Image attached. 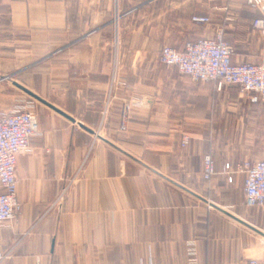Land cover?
<instances>
[{"label":"crops","instance_id":"crops-1","mask_svg":"<svg viewBox=\"0 0 264 264\" xmlns=\"http://www.w3.org/2000/svg\"><path fill=\"white\" fill-rule=\"evenodd\" d=\"M258 16L247 0H0V111L18 89L39 102L40 128L18 159L20 209L0 228V264L264 262V208L248 207L245 175L225 170L264 159V104L248 100L249 148L238 150L236 85L158 60L163 45L221 28L233 61L258 62Z\"/></svg>","mask_w":264,"mask_h":264},{"label":"built area","instance_id":"built-area-1","mask_svg":"<svg viewBox=\"0 0 264 264\" xmlns=\"http://www.w3.org/2000/svg\"><path fill=\"white\" fill-rule=\"evenodd\" d=\"M247 1L259 12L253 26L264 33V0ZM192 20L202 24L211 22L210 17L205 15H194ZM158 60L163 65L177 67L194 81H215L219 89L224 85H236L250 103H264V55L258 62L233 61L231 45L221 28L213 37L186 41L182 50L169 44L163 45ZM128 110L129 104H125L123 112L126 114ZM39 132V121L32 102L9 112L0 111V228L11 221L20 209L17 163L19 156L31 149V138ZM189 141L190 136L183 134L181 145L187 146ZM203 163V177L210 180L216 173L215 162L210 154H206ZM225 170L229 181L233 179V172L245 175V204L248 207L264 208V159H246L238 163L234 170L230 163H226ZM4 257L0 251V260ZM242 264L264 262L251 258Z\"/></svg>","mask_w":264,"mask_h":264},{"label":"rangeland","instance_id":"rangeland-1","mask_svg":"<svg viewBox=\"0 0 264 264\" xmlns=\"http://www.w3.org/2000/svg\"><path fill=\"white\" fill-rule=\"evenodd\" d=\"M231 49L233 51L232 46H231ZM233 92L234 93L237 92L240 94V97H239L240 107H239V110L235 112L234 117H233L234 118L233 121L239 122L240 127H241L242 132H243V136H241V138H243V142H242V144H239V147L237 149L238 150H245V149L249 148L248 144L245 142L246 138H247V130H248L247 126H248L249 122L252 120L251 117H253L254 113L256 112L255 111L256 109H255V106L248 103L249 102L248 98L245 94H243L241 92L240 87L236 86L235 89L233 90ZM29 102H32L33 105H36L39 103L37 100L31 98L30 96L26 95L24 92L17 89L16 102H15V106L13 107L12 110L19 108V107H23L25 105H28ZM259 106H261V105L259 104ZM228 123H230V121ZM262 129H263V125H261V127H259L260 131Z\"/></svg>","mask_w":264,"mask_h":264}]
</instances>
